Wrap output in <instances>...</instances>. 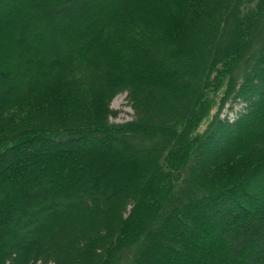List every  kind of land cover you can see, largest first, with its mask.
Returning a JSON list of instances; mask_svg holds the SVG:
<instances>
[{
	"label": "trees",
	"instance_id": "16d2710c",
	"mask_svg": "<svg viewBox=\"0 0 264 264\" xmlns=\"http://www.w3.org/2000/svg\"><path fill=\"white\" fill-rule=\"evenodd\" d=\"M9 1L0 162L37 153L0 170V264H264V0Z\"/></svg>",
	"mask_w": 264,
	"mask_h": 264
},
{
	"label": "rangeland",
	"instance_id": "374dc122",
	"mask_svg": "<svg viewBox=\"0 0 264 264\" xmlns=\"http://www.w3.org/2000/svg\"><path fill=\"white\" fill-rule=\"evenodd\" d=\"M9 3H11L12 5L13 4H15L14 3V0H10L9 1ZM252 7V6H251ZM10 8V5H7V4H5L4 6H2V8H0V15L1 14H3V13H5V11L7 10V9H9ZM249 8L248 7H246L245 9H244V11L245 12H247V10H248ZM62 12V11H61ZM77 18V17H76ZM222 44H226V40H223V42H222ZM214 78V77H213ZM216 85L218 84V82H217V77H215V79H214V81H213ZM231 82V83H230ZM229 83L230 84H234V82H233V79H232V81H231V77H229V79H228V81L227 80H224L223 81V83H220V84H218L217 85V87H215L214 89H213V91L209 94V97H210V99H211V105H210V107H211V109H210V117H212L213 116V114L216 112V111H220V112H222L223 111V113H225L226 112V107H229V106H231V105H227L226 106V104H224L223 103V99L221 100V97H222V95H224L225 93H224V91L228 88H231L232 86L231 85H229ZM230 90V89H229ZM228 90V91H229ZM217 99V100H216ZM230 103V102H229ZM231 107H237V104H235V105H233V106H231ZM109 108L113 111V113H114V117H111L110 118V122H113V123H124V122H127V121H130L131 119H132V116H133V110H132V108H131V106H129L128 104H127V101H126V99H125V94H119V95H117L110 103H109ZM208 122L207 121H205V120H203L202 122H201V125H200V127L198 128V131H196L197 132V134L199 133V134H201V133H203L204 131H205V129L207 128V126H208ZM196 135V133L195 134H192L191 136H192V141H193V145H194V143H195V136ZM239 135H240V131H239V129H238V132H236V134H235V137H239ZM235 137H234V139L231 141V142H229V143H226L225 145H223V146H221L220 148L222 149L221 151L222 152H225L226 150H228L229 148H230V146L231 145H233L234 144V142H235ZM197 140V139H196ZM198 141V140H197ZM75 144L77 143L78 144V142H74ZM74 143L72 144V145H74ZM84 144L85 145H88V146H95V144H94V142H89V141H84ZM67 146H64V147H68V146H70L71 144H66ZM195 146V145H194ZM52 149V147L51 146H49V145H47V144H45L43 147H41V149H40V151H41V153L42 152H44V151H47V149ZM216 149V151H218L219 149H217V148H215ZM213 150V149H212ZM37 153V151H35L34 150V147L31 145L30 146V148H29V146L27 147V149H25L21 154L19 153L16 157L17 158H21V159H28L30 156H32V155H34V153ZM212 153L211 152H207V151H205L204 153H200L199 155L198 154H195V160L198 162V160H202V159H207L210 155H211ZM6 157L8 156V155H5ZM5 159V157L4 158H2V161ZM14 160L15 159H11V160H8V161H6L5 163H3V162H0V170L3 168V167H5V169L6 170H11L13 167H14ZM207 161H208V159H207ZM206 162V161H205ZM257 179H258V182L256 183V184H254L253 186L255 187L256 186V188L259 186H263L264 185V177H261V176H257ZM42 181H44L43 179H40L39 177L35 180V181H33V186H35V185H37V184H41L42 183ZM41 182V183H40ZM23 202H21L20 204H22ZM28 207V209H30V210H32V209H34V207H35V204L33 203H31L30 205H28L27 206ZM248 208H250L251 207V205H249V206H247ZM254 217H256V216H254ZM243 219H248V220H250L251 218H248L247 216L246 217H240V216H238L237 218H234L233 220H231V221H234V220H243ZM235 222V221H234ZM234 222H232V223H234ZM231 223V224H232ZM230 224V225H231ZM33 225V223H23V224H21L20 226H19V228H17V229H19V230H22V229H28L30 226H32ZM232 225H234V224H232ZM264 231H262V230H260V232L259 233H263ZM2 237H0V239H1ZM7 239H9L12 243H17V242H19V241H21V242H23V239H21L19 236L18 237H16V235H12V236H7L6 237ZM25 243V242H24ZM27 244V243H26Z\"/></svg>",
	"mask_w": 264,
	"mask_h": 264
},
{
	"label": "bare ground",
	"instance_id": "6f19581e",
	"mask_svg": "<svg viewBox=\"0 0 264 264\" xmlns=\"http://www.w3.org/2000/svg\"><path fill=\"white\" fill-rule=\"evenodd\" d=\"M230 128V134H232L237 128H236V125H233V126H231V127H229ZM236 132V131H235ZM235 134L236 133H234L232 136H231V139H229L228 141H231L234 137H235ZM211 137H213V135L211 136ZM212 139V138H211ZM210 139V140H211ZM208 142H210L209 140H208ZM214 145V144H213ZM209 146V147H207L208 149L207 150H211V149H213V148H217L216 146ZM9 154H8V156L7 157H5V159L2 161L3 163H5L6 161H8V160H11V159H15L16 158V156L20 153H22L23 151L21 150V148H18V147H16V148H12V149H10L9 151ZM262 207L264 208V202H263V204H262Z\"/></svg>",
	"mask_w": 264,
	"mask_h": 264
}]
</instances>
